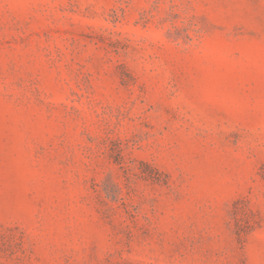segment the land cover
Masks as SVG:
<instances>
[{"label": "rangeland", "instance_id": "1", "mask_svg": "<svg viewBox=\"0 0 264 264\" xmlns=\"http://www.w3.org/2000/svg\"><path fill=\"white\" fill-rule=\"evenodd\" d=\"M0 264H264V0H0Z\"/></svg>", "mask_w": 264, "mask_h": 264}]
</instances>
